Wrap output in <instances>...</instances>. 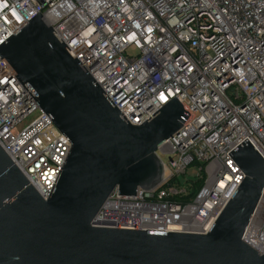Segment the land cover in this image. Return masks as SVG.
<instances>
[{
  "label": "built area",
  "instance_id": "built-area-1",
  "mask_svg": "<svg viewBox=\"0 0 264 264\" xmlns=\"http://www.w3.org/2000/svg\"><path fill=\"white\" fill-rule=\"evenodd\" d=\"M39 12L131 124L178 94L190 113L156 152L162 182L116 188L92 226L208 233L246 177L230 152L248 138L264 158V0H0V45ZM0 145L48 199L72 143L1 56ZM243 240L264 254V192Z\"/></svg>",
  "mask_w": 264,
  "mask_h": 264
},
{
  "label": "water",
  "instance_id": "water-1",
  "mask_svg": "<svg viewBox=\"0 0 264 264\" xmlns=\"http://www.w3.org/2000/svg\"><path fill=\"white\" fill-rule=\"evenodd\" d=\"M53 30L39 12L0 45L72 143L48 199L0 145V264H264L243 240L264 192V158L248 138L230 152L246 177L208 233L92 226L116 188L136 195L162 182L156 152L190 113L178 94L155 118L131 124Z\"/></svg>",
  "mask_w": 264,
  "mask_h": 264
},
{
  "label": "trees",
  "instance_id": "trees-1",
  "mask_svg": "<svg viewBox=\"0 0 264 264\" xmlns=\"http://www.w3.org/2000/svg\"><path fill=\"white\" fill-rule=\"evenodd\" d=\"M194 165H197V164H194ZM204 180H205V175L203 172L194 178H188L187 179L188 184L191 185V187L194 190L193 193L197 192L201 188V186L204 183Z\"/></svg>",
  "mask_w": 264,
  "mask_h": 264
},
{
  "label": "rangeland",
  "instance_id": "rangeland-1",
  "mask_svg": "<svg viewBox=\"0 0 264 264\" xmlns=\"http://www.w3.org/2000/svg\"><path fill=\"white\" fill-rule=\"evenodd\" d=\"M164 159L167 160L168 158H167L166 156H164ZM197 172H198V171H197L196 168H190V169L188 170L187 176L183 178L182 182H183V183H187L186 179H187L188 177H192V176H194L195 174H197Z\"/></svg>",
  "mask_w": 264,
  "mask_h": 264
}]
</instances>
